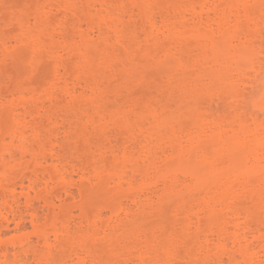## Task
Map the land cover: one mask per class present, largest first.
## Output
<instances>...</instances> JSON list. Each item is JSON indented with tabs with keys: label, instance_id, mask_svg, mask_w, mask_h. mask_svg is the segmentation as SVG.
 <instances>
[{
	"label": "bare ground",
	"instance_id": "obj_1",
	"mask_svg": "<svg viewBox=\"0 0 264 264\" xmlns=\"http://www.w3.org/2000/svg\"><path fill=\"white\" fill-rule=\"evenodd\" d=\"M40 1L0 0V264H264V0ZM140 55L164 84L110 91Z\"/></svg>",
	"mask_w": 264,
	"mask_h": 264
},
{
	"label": "rangeland",
	"instance_id": "obj_2",
	"mask_svg": "<svg viewBox=\"0 0 264 264\" xmlns=\"http://www.w3.org/2000/svg\"><path fill=\"white\" fill-rule=\"evenodd\" d=\"M8 1L10 2V0H8ZM37 1H38V3L39 2L41 3L40 0H15L14 4L16 6L17 11H20V9H23V11L24 10L25 11L26 10L29 11V10H32L34 8V6L36 5V2ZM10 3H11L10 5H12V2H10ZM8 6H9V4H8ZM12 6H14V5H12ZM0 11H2V10H0ZM1 14H2V12L0 13V16H1ZM93 48H95V47H93ZM94 50L97 51L96 49H94ZM94 50L91 49L90 51H92L93 54L96 55L97 53H94ZM92 52H90V54H92ZM93 54L91 56H94ZM121 55H122L121 57L123 59H126L127 58L126 52H122ZM93 58H95V56ZM50 65L51 64L48 61H45L43 63V66H41L40 71H38L35 74L36 76L34 75L33 78L31 79L30 78L31 77V74H30L31 73V58H30V56L28 54L24 53V54H21L19 56H16L14 60L8 61L7 65H6L5 69H4L5 72L3 73V79L6 81L7 84L8 83L11 84V82L13 80H16L18 78L19 80H22V82H26L28 84H32L31 86H34L36 88L38 87L39 88L38 91L40 90V94H43L49 88V85L48 84H47L48 86H46V82L47 81H45V80H47L48 77L51 76V74H52V70H51L52 69L51 68L52 66H50ZM110 65H111V68L110 69H105L103 71V74H100V76L105 79L106 84L108 85L110 91H113L116 88H120V87L123 88L125 86L127 87V86L134 85L133 87H134V90L136 92L135 97H142L145 94V88H143V85H142L143 82L147 81V82L152 83V84L155 83V82H160L161 84H164L161 81H163L162 79H163L164 75L166 74V73L163 74V71L165 72V70H167V66H163V68L162 67L159 68V67H157L155 65L149 64L148 62H146V58L143 55H140L138 57V60L136 61L135 65H134L136 72H133L134 78L132 80H130V81H125V80L121 81L120 79H115V78H112L111 80L108 81V77H112L116 73L117 70H120L122 68L121 65H120V63L117 62V61L110 62ZM95 68H97L96 64H94V69ZM169 68L170 67H168V69ZM51 77H49V78H51ZM214 88H215V86H214ZM250 108H251V110L254 109V107H253V99L250 101ZM72 109H73V107H72ZM72 109H70V110H72ZM225 121H226V123H228V122L231 121V118H228V119L226 118ZM75 131H76V129H75ZM75 135H76V137H78L77 132L75 133ZM79 148L81 149V145L79 146ZM91 196H93V195L91 194L90 197H89V202H90V203L88 202L89 203L88 204L89 210L98 208L99 206H102L101 204H103V203H104V205H106L107 203H110L112 201V198H113V197H111V196H113L111 193H110V195L109 194H103V195H101V193L100 194L97 193V195H96V193H95V195L93 196V198ZM107 199H109V200H107ZM110 199H111V201H110ZM91 200H92V203H91ZM92 204H94V205H92ZM97 205H98V207H97ZM44 216H45V213L44 214L42 213V217L43 218L41 217V220H40V223H42V225L45 224V222H43V221H45L44 219H46L45 218L46 216L45 217ZM165 216H167V217H164L163 216L162 217L163 219L161 218L162 221H161L160 218H152V219H149V221L148 220H144L142 223L140 222L139 223L140 225H138V226H140V227L142 226L143 229L146 228V227H148L145 230L149 232V231H151L153 229V227H157L159 225L158 221L159 222L161 221L160 222V225H161V223H162V225L161 226L159 225L158 227L161 228L162 226H165L164 229L166 227H169V228H167V230L168 229H171L173 227L171 229L172 232L174 234L177 233L178 232V228H174L175 226H173V224H175V222L172 221L174 219L173 216H172V214L171 215L170 214H166ZM170 216H172V217H170ZM153 219H156V221H157V219H160V220H158L156 222ZM155 222H156V224H155ZM3 225L4 224L0 225V229L2 227H4ZM25 225L28 227V230L27 231H29V230L31 231V229L33 231V226H31L32 224H31L30 221L27 220ZM9 227L11 229H7L9 231V232L7 231L8 232V237H12L14 234L17 235L16 234V231H15V228H14L15 227V224L14 223H11V225ZM158 227L156 228V230H159ZM131 228L133 229V227L130 224L129 228L127 227V229H129V232L132 230ZM136 228H137V226L135 227V229ZM174 230H175V232H174ZM124 231H126V230L124 229L123 232ZM162 231H163V227H162L161 232ZM159 232H160V230H159ZM161 232H160V234H161ZM189 240H190V238L187 239L186 244L191 243V241H189ZM183 245L184 244H182V246H180L178 248V251L181 254H184L187 251L186 246H183ZM102 255H103V253H102ZM106 258H107V256H106ZM108 259H106L107 260L106 264H109L110 263ZM182 261L179 262L178 264H184L185 261H183V262Z\"/></svg>",
	"mask_w": 264,
	"mask_h": 264
}]
</instances>
